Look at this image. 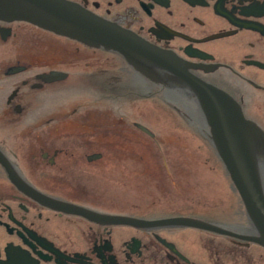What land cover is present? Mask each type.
<instances>
[{
    "label": "flooded vegetation",
    "instance_id": "1",
    "mask_svg": "<svg viewBox=\"0 0 264 264\" xmlns=\"http://www.w3.org/2000/svg\"><path fill=\"white\" fill-rule=\"evenodd\" d=\"M60 1L168 55L231 98L264 135V0ZM30 2L0 0V264H264L244 208L246 223H216L161 210L160 198L110 191L114 168H129L113 152L129 150L96 127L97 112H50L58 92L73 88L79 109H96L116 98L140 102L148 84L158 89L151 96L170 98L176 118L190 119L215 150L204 114L176 75L31 24L25 18H50ZM114 56L128 71L115 68ZM52 73L65 78L51 81ZM116 73L131 74L132 92L115 95ZM167 220L214 231L161 223Z\"/></svg>",
    "mask_w": 264,
    "mask_h": 264
},
{
    "label": "rangeland",
    "instance_id": "2",
    "mask_svg": "<svg viewBox=\"0 0 264 264\" xmlns=\"http://www.w3.org/2000/svg\"><path fill=\"white\" fill-rule=\"evenodd\" d=\"M114 66L128 71L116 56ZM132 79L130 73H116L115 95L132 92ZM155 90L158 89L147 84L144 92L148 97L140 102L116 98L96 109H91L90 104H86L87 109H79L75 101L78 95L72 88L64 94L58 92L47 105L50 112H97L96 127L112 136L114 146L129 150L113 152L115 163L129 162L128 171L121 166L114 168L113 194L126 193L136 201L140 200L135 198H160L157 207L161 210H184L216 223H246L240 198L217 153L209 146L208 137L190 124V119L176 118L173 111L178 106L170 98L168 101L160 97L161 93L151 96ZM161 92L171 95V91ZM4 108L2 101L0 110ZM134 124L145 127L152 137L135 129Z\"/></svg>",
    "mask_w": 264,
    "mask_h": 264
},
{
    "label": "water",
    "instance_id": "3",
    "mask_svg": "<svg viewBox=\"0 0 264 264\" xmlns=\"http://www.w3.org/2000/svg\"><path fill=\"white\" fill-rule=\"evenodd\" d=\"M34 9L44 12L50 21L25 18L31 24L70 39L118 53L131 63L138 58L158 66L184 82L194 93L209 128L211 143L238 194L248 219L260 238L254 242L264 247V135L245 120L239 106L227 95L191 77L168 55L137 39L132 34L96 19L60 0H31ZM134 64V63H133ZM14 73V72H13ZM51 81L65 78L52 73ZM145 134L150 133L140 128ZM262 160V162H259ZM117 223L140 222L114 219ZM161 223H182L214 231L208 224L194 220H167Z\"/></svg>",
    "mask_w": 264,
    "mask_h": 264
},
{
    "label": "bare ground",
    "instance_id": "4",
    "mask_svg": "<svg viewBox=\"0 0 264 264\" xmlns=\"http://www.w3.org/2000/svg\"><path fill=\"white\" fill-rule=\"evenodd\" d=\"M261 176H263V181H264V170L261 171Z\"/></svg>",
    "mask_w": 264,
    "mask_h": 264
}]
</instances>
